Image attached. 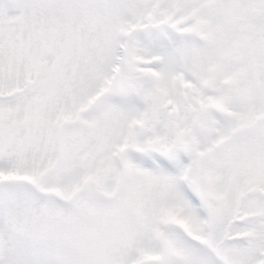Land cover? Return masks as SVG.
Segmentation results:
<instances>
[{
    "label": "snow or ice",
    "instance_id": "snow-or-ice-1",
    "mask_svg": "<svg viewBox=\"0 0 264 264\" xmlns=\"http://www.w3.org/2000/svg\"><path fill=\"white\" fill-rule=\"evenodd\" d=\"M0 264H264V0H0Z\"/></svg>",
    "mask_w": 264,
    "mask_h": 264
}]
</instances>
